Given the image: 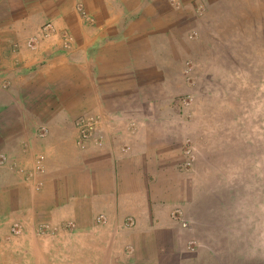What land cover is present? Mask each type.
I'll return each instance as SVG.
<instances>
[{
  "label": "crops",
  "instance_id": "0c3cea01",
  "mask_svg": "<svg viewBox=\"0 0 264 264\" xmlns=\"http://www.w3.org/2000/svg\"><path fill=\"white\" fill-rule=\"evenodd\" d=\"M257 8L0 0V262L201 264L195 212L217 174L199 144L220 106L185 98L192 75L244 78L227 40L244 44Z\"/></svg>",
  "mask_w": 264,
  "mask_h": 264
},
{
  "label": "rangeland",
  "instance_id": "374dc122",
  "mask_svg": "<svg viewBox=\"0 0 264 264\" xmlns=\"http://www.w3.org/2000/svg\"><path fill=\"white\" fill-rule=\"evenodd\" d=\"M255 1L258 8L248 17L250 30L244 44L239 48L230 37L227 42L233 45L224 46L230 56L237 54L244 60L238 64L244 78L236 79L232 73L224 79L212 72L203 73L204 77L192 75L190 84L196 97L188 94L185 98L188 102L208 101L215 104L214 109L220 106L207 112L213 123L212 130L207 126L209 143L199 144L198 167L213 165L217 174L211 180L214 190L205 192L207 197L201 198L204 206L195 212L202 224L199 237H207L206 232L211 236L202 243L197 240L202 245L198 254L201 264H264V0ZM228 64L236 71V63ZM188 246L196 254L195 244L189 242ZM189 253L193 258L194 251ZM64 257L54 258L60 264H78ZM86 257L79 264H100ZM39 259L37 255H13L0 264H43Z\"/></svg>",
  "mask_w": 264,
  "mask_h": 264
},
{
  "label": "built area",
  "instance_id": "2783aa9c",
  "mask_svg": "<svg viewBox=\"0 0 264 264\" xmlns=\"http://www.w3.org/2000/svg\"><path fill=\"white\" fill-rule=\"evenodd\" d=\"M47 26H48V24H47L45 27H47ZM32 40H33V38H31V41H32ZM100 217H101V216H100ZM100 217H98V220L101 219ZM131 224H133V220H132V219H129L127 225L129 226V225H131ZM12 232L17 233V232H18V229H17L16 227H14V228L12 229Z\"/></svg>",
  "mask_w": 264,
  "mask_h": 264
}]
</instances>
